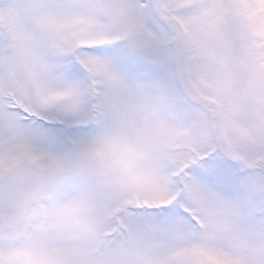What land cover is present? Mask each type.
<instances>
[{
	"label": "snow or ice",
	"instance_id": "1",
	"mask_svg": "<svg viewBox=\"0 0 264 264\" xmlns=\"http://www.w3.org/2000/svg\"><path fill=\"white\" fill-rule=\"evenodd\" d=\"M0 264H264V0H0Z\"/></svg>",
	"mask_w": 264,
	"mask_h": 264
}]
</instances>
